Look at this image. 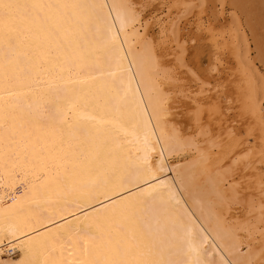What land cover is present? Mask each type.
Segmentation results:
<instances>
[{
  "label": "bare ground",
  "instance_id": "6f19581e",
  "mask_svg": "<svg viewBox=\"0 0 264 264\" xmlns=\"http://www.w3.org/2000/svg\"><path fill=\"white\" fill-rule=\"evenodd\" d=\"M156 1L154 42L134 0H0V264H264V56L238 1Z\"/></svg>",
  "mask_w": 264,
  "mask_h": 264
},
{
  "label": "rangeland",
  "instance_id": "374dc122",
  "mask_svg": "<svg viewBox=\"0 0 264 264\" xmlns=\"http://www.w3.org/2000/svg\"><path fill=\"white\" fill-rule=\"evenodd\" d=\"M134 1L136 2V7L139 10L141 19H143V21H145L147 25L144 33L149 35L154 40V42H156L158 40L157 39V34H158L157 33V22L160 20L159 18L164 12L163 7H161L160 3L156 0H134ZM231 1H238V6L241 5L239 8H242L243 13H244L243 17L245 18L246 23L251 30L253 48L255 46L257 47L253 49L255 50L253 51V53L257 52V55H258V51H259L261 56H264V0H231ZM162 9H163V12H162ZM198 37L199 38L195 37V38L186 40L187 57L188 59L192 60V64H195L194 66L199 67V70L202 73L204 72L206 73V71H208V60H209L207 59L208 51L206 50L207 48H206L205 43H203V40L201 42L200 36ZM258 64H260L261 67H264V65H262L261 62ZM224 65L228 66L229 64L227 62ZM226 68L227 67H225V69ZM177 71H178L177 76L179 75L178 76L179 80L165 79L164 82L166 84V87L167 88L169 87L168 88L170 92L169 99L171 101V106H172L171 112L173 113L174 116H176L175 118L180 123L181 127L184 130H186L185 123L181 119L183 118L185 119L184 115L189 106L188 103L191 102V99L190 97L181 95L182 92H180L181 91L180 86L184 85L185 90H182V91L185 93H189L193 89V87H190L191 85L190 74L184 73L182 71L180 72L179 70ZM222 72L223 70L218 71L219 74L217 73V75L219 76L221 74L220 76H223L224 73ZM226 87H228L227 84H226ZM224 108L225 107H223V109ZM235 206H239V205H235ZM238 209L239 208L237 207V211L235 210L236 211L235 213H237V215L241 217L242 216L241 210L239 209L240 210L239 211ZM16 254L18 253L16 252Z\"/></svg>",
  "mask_w": 264,
  "mask_h": 264
}]
</instances>
